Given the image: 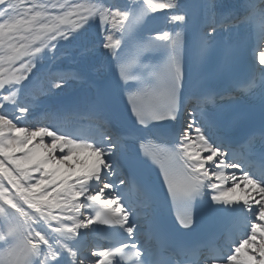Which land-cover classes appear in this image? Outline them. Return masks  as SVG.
I'll use <instances>...</instances> for the list:
<instances>
[{"label":"snow or ice","instance_id":"1","mask_svg":"<svg viewBox=\"0 0 264 264\" xmlns=\"http://www.w3.org/2000/svg\"><path fill=\"white\" fill-rule=\"evenodd\" d=\"M0 264H264V0H0Z\"/></svg>","mask_w":264,"mask_h":264},{"label":"bare ground","instance_id":"2","mask_svg":"<svg viewBox=\"0 0 264 264\" xmlns=\"http://www.w3.org/2000/svg\"><path fill=\"white\" fill-rule=\"evenodd\" d=\"M188 0H182L183 3H187ZM174 14V13H173ZM171 15V14H170ZM156 18H159L158 21V29H163V30H168L166 24H165V21H164V18L163 17H156ZM249 56L252 55L251 52L248 53ZM45 103H49V102H45ZM49 122L53 123L56 127H60V128H67L69 127L71 124H72V121L71 120H68V119H64V120H61L59 122L57 121H50L44 114V112L41 110V111H37L35 114H34V117H29L28 119V124L31 125V124H36V126H46ZM21 126H24V125H21ZM112 181H114L113 178H111ZM228 186H231L230 184ZM119 187H117L116 190H118ZM239 194V192L237 193ZM93 233L94 232H89L87 234V236L84 238V242L88 241L89 239L92 240L94 239L93 237Z\"/></svg>","mask_w":264,"mask_h":264},{"label":"rangeland","instance_id":"3","mask_svg":"<svg viewBox=\"0 0 264 264\" xmlns=\"http://www.w3.org/2000/svg\"><path fill=\"white\" fill-rule=\"evenodd\" d=\"M9 111H11V110H9Z\"/></svg>","mask_w":264,"mask_h":264}]
</instances>
